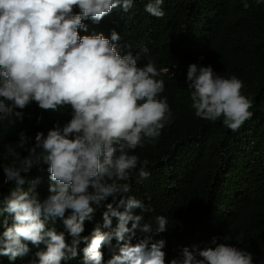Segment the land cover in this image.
<instances>
[{
	"label": "clouds",
	"instance_id": "1",
	"mask_svg": "<svg viewBox=\"0 0 264 264\" xmlns=\"http://www.w3.org/2000/svg\"><path fill=\"white\" fill-rule=\"evenodd\" d=\"M242 2L247 9V0ZM162 4L0 0V145L9 141L19 121L25 131L18 133V146L28 153L21 157L11 144L3 145L16 163H0L5 182L12 185L7 195L0 193V216L11 217L10 224L0 220V256L15 261L30 252V244H43L30 264H62L80 252L81 264H258L254 252L226 243L227 235L223 242L213 238L210 243L163 236L167 217L128 195L126 181L133 173L140 179L150 175L149 161L133 153L154 144L171 123V71L157 58L156 42L103 18L118 7L123 14L145 7L160 18ZM164 38L155 35L156 41ZM235 75L224 68L215 72L211 65H188L185 82L197 118H222L225 127L236 131L252 117L253 102L242 94L243 81ZM65 107L71 118L54 124L46 135L36 132L30 144L29 123L23 121H30L31 109L58 112ZM42 165L49 173L45 198L36 190L37 181L26 179ZM109 198L102 225L82 235L85 221L93 220V205ZM57 220L63 230L55 227ZM105 246L112 252L108 260L101 251Z\"/></svg>",
	"mask_w": 264,
	"mask_h": 264
},
{
	"label": "trees",
	"instance_id": "2",
	"mask_svg": "<svg viewBox=\"0 0 264 264\" xmlns=\"http://www.w3.org/2000/svg\"><path fill=\"white\" fill-rule=\"evenodd\" d=\"M247 2L249 7L245 9L242 0H163L164 16L160 18L148 14L145 7L131 14L121 13L118 7L103 19L111 25L130 26L144 41L156 42L160 47L157 58L171 71L167 92L171 123L154 144L133 153L141 162L149 161L150 175L140 179L133 173L126 181L131 188L128 195L151 204L153 212L167 217L163 236L210 243L213 238L223 242L227 235L230 239L226 243H239L257 255L258 264H264V0ZM161 34L165 38L156 41L155 35ZM192 63L211 65L215 72L227 69L243 81L241 92L252 100L253 115L238 130L225 127L222 118L210 122L195 116L190 107L191 90L185 82L187 67ZM31 110L30 121H23L29 123L26 135L31 138L30 144L36 132L46 135L54 124L63 125L71 118L67 107L58 112ZM20 123H15L9 141L0 145V163H16V156L4 149L6 144L21 157L27 156V151L18 146V133L25 131ZM47 167H34L26 177L37 181L41 198L48 195ZM11 188L0 169V193L7 195ZM107 202L111 198L99 207L93 205V220L85 221L82 235H88L97 223L102 225ZM4 218L11 223L7 214L0 216V220ZM115 224L113 218V227ZM55 227L63 230L62 222L57 220ZM29 247L30 252L15 261L0 256V264H30L36 259L35 252L45 245ZM101 251L108 260L111 250L105 246ZM82 257L80 252L76 259L62 264H81Z\"/></svg>",
	"mask_w": 264,
	"mask_h": 264
},
{
	"label": "rangeland",
	"instance_id": "3",
	"mask_svg": "<svg viewBox=\"0 0 264 264\" xmlns=\"http://www.w3.org/2000/svg\"><path fill=\"white\" fill-rule=\"evenodd\" d=\"M38 120V119H37Z\"/></svg>",
	"mask_w": 264,
	"mask_h": 264
}]
</instances>
